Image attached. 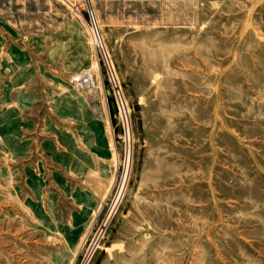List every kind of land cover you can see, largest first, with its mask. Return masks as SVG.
Returning a JSON list of instances; mask_svg holds the SVG:
<instances>
[{"label": "rangeland", "instance_id": "obj_1", "mask_svg": "<svg viewBox=\"0 0 264 264\" xmlns=\"http://www.w3.org/2000/svg\"><path fill=\"white\" fill-rule=\"evenodd\" d=\"M0 264H264V0H0Z\"/></svg>", "mask_w": 264, "mask_h": 264}, {"label": "built area", "instance_id": "obj_2", "mask_svg": "<svg viewBox=\"0 0 264 264\" xmlns=\"http://www.w3.org/2000/svg\"><path fill=\"white\" fill-rule=\"evenodd\" d=\"M89 16H90V26L93 34L94 40L97 42V47L104 53L105 56V47L103 44V37L101 30L99 28V25L97 23V20L95 18V14L91 8V5L89 3ZM107 56H105L106 58ZM110 74H111V84L113 88V93L117 102V106L120 112V116L122 119L123 127H124V133H125V139L127 140L128 145H130L131 140V124H130V109L128 107L127 101L125 99L122 87L118 80H116L113 69L111 64H108ZM118 182V185L115 187V191L113 195L110 197L108 203H107V211L106 214L102 220L101 223V229H105L109 226L111 221L114 219V217L119 212L123 200H124V194L126 191L127 186V174L125 173L124 176L120 178ZM99 241H95V244L93 245V251L95 248H97ZM92 254V253H91Z\"/></svg>", "mask_w": 264, "mask_h": 264}, {"label": "bare ground", "instance_id": "obj_3", "mask_svg": "<svg viewBox=\"0 0 264 264\" xmlns=\"http://www.w3.org/2000/svg\"><path fill=\"white\" fill-rule=\"evenodd\" d=\"M75 40H76V38H75ZM78 47H79V44H78ZM80 49L83 51V47H80ZM19 61H20L21 63H23L21 58H19ZM86 90H87L88 92L90 91L89 89H86ZM90 92H92V90H91ZM90 92H89V94H90ZM90 96H91V95H90ZM90 98H91V97H90ZM92 98H93L95 104H97V103H96V100H95V98H96L95 95H92ZM60 104L64 105V108H63L64 113H68L69 111L73 112L74 110H76V108H77V106H78L77 103L72 102V98H71V96L62 99V100L60 101ZM12 127H14V126H12ZM12 132H15V130L13 129ZM8 145H9L10 148H12L14 151H17V150L19 149V148H18V144L16 143V141H15L14 139H10V140H8ZM76 257H77V256H76Z\"/></svg>", "mask_w": 264, "mask_h": 264}]
</instances>
